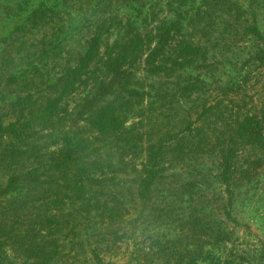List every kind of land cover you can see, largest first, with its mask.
<instances>
[{
    "label": "rangeland",
    "instance_id": "rangeland-1",
    "mask_svg": "<svg viewBox=\"0 0 264 264\" xmlns=\"http://www.w3.org/2000/svg\"><path fill=\"white\" fill-rule=\"evenodd\" d=\"M102 1L0 0V52L10 58L5 79L24 80L35 67L43 73L0 101V117L14 120L28 95L55 93V46L67 43L84 53L101 23L128 21L129 33L143 37L172 25L197 52L174 71L151 73L144 56L158 40L145 44L130 84L141 94L139 103L105 138L88 133L92 143L84 152L63 143L45 150L51 138L35 122L30 141L0 138L1 263L264 264V0ZM38 10L57 14L54 28L36 52L16 53L10 34ZM189 81L205 83L201 102L214 105L206 114L189 108L188 100L179 99L187 106L181 112L177 103L169 106L178 85ZM115 100L112 95L105 103ZM237 110L252 118L258 152L227 166L219 148L204 143L206 137L229 139ZM181 116L190 117L193 129L178 130ZM167 126L177 136L156 157L149 140L164 139ZM180 138L182 148H167Z\"/></svg>",
    "mask_w": 264,
    "mask_h": 264
},
{
    "label": "trees",
    "instance_id": "trees-1",
    "mask_svg": "<svg viewBox=\"0 0 264 264\" xmlns=\"http://www.w3.org/2000/svg\"><path fill=\"white\" fill-rule=\"evenodd\" d=\"M102 2V0H96L95 5ZM56 15L54 12L45 10L35 11L25 26L14 30L10 34V43L13 44V48L16 46V53H22L27 48L36 52L41 48L48 29H53L55 26ZM114 19L116 18L114 17L112 21ZM108 20H111V17ZM99 25L101 26L96 25V29L88 35L85 41L87 49L84 53H80L75 46L72 48L67 43L55 46L53 57L56 58V73L59 75L56 85H51V87H55V93L38 95V98L28 95L22 103V95H17L15 103H21L19 105L20 115L14 120L8 121H5L6 115L0 117V138L7 135L19 141L22 138L30 141L34 133L29 129L35 122L39 126L38 131H48V137L51 138L47 145L42 147L45 150L59 143L60 148L63 145L73 146L71 150L77 153L84 152L91 147L92 143L88 133L96 131L99 136L105 138L106 134L120 126L125 114L139 103L141 94L131 88L130 84L133 67L141 59L145 44L147 47L151 40H158L155 46L148 47V52L144 56V63L149 66L148 71L151 73L174 71V67L180 68L181 65L191 61L190 56L197 52L196 46L185 43L182 38L176 37L179 33L174 27L171 28L172 25L158 26L154 34L144 37L137 30L130 34L127 28L128 21L123 25L121 20L109 25L104 23ZM111 28L112 32L116 30L118 33L115 39L109 41L108 36L112 34ZM61 52L64 53V56H61ZM0 53V101L11 96L13 92L18 94L26 84L34 83V77L38 75V71L43 75L41 69L39 70L40 67H35L32 76L24 78V80L5 79L9 71L10 58L4 59L5 50ZM171 56L172 58H170ZM73 60L75 63L71 65L70 62ZM168 62L170 65H167ZM203 85L205 83L202 81L179 84V90L177 93H173L172 98L168 101L169 106L177 103L176 105L181 108L179 112L184 111L187 106L189 108L201 107L200 113L206 114L214 105H207L205 99L201 102V98L205 97ZM77 90H80V94L72 104H69V97L73 96ZM112 95H115V102L105 103L106 98ZM179 99L188 100L189 105L185 106L184 102L179 103ZM240 108L242 109V107ZM177 113L175 114L176 118H179ZM167 116L163 117L167 119ZM233 116L235 117L229 122L231 125L233 124L228 135L229 139L217 136L213 142L206 137L204 143L207 146L219 148L221 159L227 166H235L236 160L241 154L248 160L250 157H255L258 152L255 145L258 139L252 136V118L249 117L247 111L240 112V110L235 111ZM189 118L181 116L183 125L178 130L193 129ZM79 121L85 122L87 128L81 127ZM162 134L165 136L164 139L161 137L157 141L149 140L148 150L156 157L163 153L164 142L173 140V137L177 136V131L175 127L172 129L167 126ZM127 136L128 142L131 139L129 134ZM183 143L185 141L180 138L175 141L173 146L167 148H180L179 146L182 148ZM32 146L33 151H37L38 148ZM52 154L53 152H50L48 156L50 157ZM51 162H53L52 159ZM0 264H2L1 261Z\"/></svg>",
    "mask_w": 264,
    "mask_h": 264
}]
</instances>
